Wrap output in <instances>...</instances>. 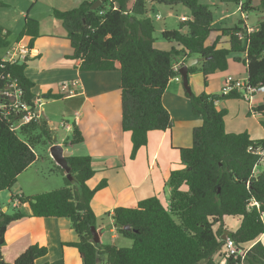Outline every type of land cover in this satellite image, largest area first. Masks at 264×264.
<instances>
[{"label":"trees","instance_id":"1","mask_svg":"<svg viewBox=\"0 0 264 264\" xmlns=\"http://www.w3.org/2000/svg\"><path fill=\"white\" fill-rule=\"evenodd\" d=\"M94 1H84L71 10L53 9L51 16L61 22L73 50L68 59L79 60L81 72L120 75L121 129L130 135L131 159L146 147L150 132L172 128L162 96L169 82L179 75L174 65L176 59L186 62L196 57L200 68L193 65L188 74L199 72L203 85L207 86L212 76L228 70L230 54H238L241 57L235 61L245 67L248 83L264 85V18L252 32H247L246 25L222 30L220 37H228L229 49H218L220 37L206 46L213 32V16L199 0H107L92 11L90 6ZM242 1L243 13H264V0H259L256 7L251 6L252 0H220L237 6ZM151 3L182 5L189 11V20L180 21L176 30L161 33L162 40L178 45L180 50L154 47V26L147 16V6ZM242 23L245 24L243 20ZM9 34L0 28V56L10 45ZM39 36V22L27 12L16 40L27 38L32 48ZM26 68L27 64L8 65L4 69L0 66V74L10 73L23 89L25 100L35 107L34 84L25 76ZM186 96L193 115L202 123L193 129L192 146L178 149L183 168L170 173L168 205H162L153 196L138 202L134 208L118 207L112 213L114 224L131 228L116 229L119 235L132 241L131 247L93 242L91 227L96 228V217L90 204L95 193L106 187V182L90 188L87 183L95 174L91 158L70 155L65 158L68 173L56 167L62 174L61 188L31 197L11 196L18 206L28 205V214L17 208L8 215L0 209V264H8L1 256L6 228L28 216L68 220L78 240L65 245L78 251L82 264L103 261L106 264H221L223 241L227 237L241 249L250 247L245 264H264V245L259 241L264 236V169L257 174L254 171L260 159L257 149L264 150V139L252 140L247 132H226L227 111L217 109L214 103L240 99L237 94L223 97L186 92ZM44 97L57 100L62 96L48 93ZM248 113L261 116L264 130V104ZM52 140L46 119L12 132L0 116V192L11 190L18 176L36 161L34 147L51 144ZM82 142V134L73 124L70 145ZM229 217L239 220V228L234 232L225 226ZM47 252L45 247L32 245L11 264H37ZM235 262L228 259L225 264Z\"/></svg>","mask_w":264,"mask_h":264},{"label":"crops","instance_id":"2","mask_svg":"<svg viewBox=\"0 0 264 264\" xmlns=\"http://www.w3.org/2000/svg\"><path fill=\"white\" fill-rule=\"evenodd\" d=\"M37 1L35 0V3ZM0 2L3 6H8L6 0H0ZM24 11L18 12L19 17L23 20L27 14ZM47 15L50 16V13ZM157 16L159 17V15ZM36 20L39 22L40 36L33 43L31 56L26 63L25 70V76L34 84L32 93L35 110L43 114L37 105L40 99H45L44 96L48 93L61 95L62 97L57 100L71 105L75 117L74 124L79 128L83 137V142L74 147L79 151L78 156L91 158L92 169L95 172L87 184L93 189L100 182H106V187L95 193L90 204L96 219L98 214L106 212L110 215L114 227L112 219L114 209L118 207L134 208L138 202L153 196L157 197L162 205L167 206L170 173L183 168L178 149L192 146L193 129L202 123L200 118L193 115L190 103L185 97V89L176 84L182 81L181 76L178 75L169 82L162 96L163 106L170 114L172 121L171 130L150 132L146 147L138 150L134 159H131L130 135L121 129L120 75L116 72H81L79 70L80 61L68 59L73 50L67 40L66 32L59 36L47 34L42 31L41 20L38 18ZM186 20L188 19L186 18ZM247 28L256 29L248 26ZM5 31L9 32L4 28V33ZM212 33L206 41V46L211 45L217 37H220L221 31L211 38ZM23 39L28 40L27 38ZM166 44L167 46L165 44L157 46L155 43L154 47L164 51H169L171 48L180 50L176 44ZM217 48L229 49L228 37H220ZM230 55H233V61L230 62L228 59V70L219 76L223 79V83L229 79L246 78L245 67L241 62L235 61V58L241 56ZM176 60L175 66L183 62V59H178L177 62ZM197 64L200 65L199 61ZM239 68L240 71H238ZM189 76L190 74H188ZM63 85L67 86V89H63ZM196 90V95L211 94L207 93L208 90L204 85L203 87L198 86ZM214 104L217 109L227 111L225 117L227 133L247 132L252 140H255L252 136L261 138L264 133L260 125L262 118L258 114H249L248 112L251 108L264 104V94L258 95L252 105H248L241 99L217 100ZM56 142L57 145H54L53 142L49 144L47 148L49 152L53 146H60L57 138ZM69 152L71 155L74 154L73 149ZM50 157L55 167L65 170L54 159L51 152ZM28 169L18 176L17 181L26 174ZM263 169L264 159L255 167L254 171L257 174ZM34 182H38L37 179ZM16 192L24 195L28 192V187L22 186L18 182ZM17 193H14L13 196H18ZM13 206L26 214L29 213L26 204L18 206L15 202ZM1 210L6 212L8 207H3ZM77 240V235L66 219L28 216L8 225L4 235V244L1 247V256L5 263L11 264L29 246L38 245L45 247L48 252L46 256L36 261L37 264H82L78 251L65 245Z\"/></svg>","mask_w":264,"mask_h":264},{"label":"rangeland","instance_id":"3","mask_svg":"<svg viewBox=\"0 0 264 264\" xmlns=\"http://www.w3.org/2000/svg\"><path fill=\"white\" fill-rule=\"evenodd\" d=\"M6 1L8 6L5 5L0 7V28L9 30L10 34L8 40L12 42L16 40L18 34L23 28L24 20L18 15L20 10H25L28 12L30 18L40 19L43 32L59 36L60 34H64L65 31L61 25V22L51 16L52 10H71L77 8L84 1L89 0H38L37 3H35V0ZM258 3L259 0H252L251 6L256 7L258 6ZM199 4L206 7L213 16V23L211 26L213 33L211 38L217 32L231 29L235 26L244 27L246 25L249 28H256L259 24V21L264 18V13L262 11H248L244 13V17H247L246 21H244L241 13L239 12V7L234 3H221L220 0H199ZM147 11V16L152 20L154 26V44L156 43L157 46L158 44H165L167 46V42L161 38L162 31L176 30L182 17H185L188 20L190 19L189 11L182 5L169 7L164 4L155 3L154 5H148ZM48 13H50V16L47 15ZM157 15H159L160 20L155 18ZM241 20H243L245 24H240ZM229 60L230 62L233 61V55L229 56ZM196 68L199 69L200 65L197 64ZM238 71H240V68ZM224 73H220L209 79L206 88L208 90L207 93L211 94L207 95H221L223 79L219 78V76L223 75ZM188 83L191 92L196 95L195 91H197L196 89L198 86L203 87L202 75L199 72L191 74L188 77ZM176 84L183 88L182 81ZM185 97L187 98V96ZM187 100L189 102L188 98ZM38 106L40 108V112H43V114L41 113L42 118L46 119L48 123V128L51 131L52 139L54 136H56L58 139V144L63 151L69 152V150L73 149L74 154L72 155L78 156L79 151L76 150V147L70 145L72 138V127L75 119L74 111L71 109V105H66L60 100L48 101L45 99H40L37 107ZM63 124L68 125L70 129L68 131L65 130L63 128ZM18 136L21 138L19 134ZM263 137L264 133H262L261 138L252 136V138L255 140H262ZM48 146L49 144H39L34 147L37 161L30 169L26 171V174L17 181V183L19 182V184L22 186L28 187V192L24 194L25 197L51 192L63 186L62 174L56 169L54 163H52L50 152L47 150ZM36 179L38 182H34ZM17 183L12 187L11 190L0 192V209H3V207H8V210L6 211L8 215H11L15 210L13 202L11 201V196H13L14 193H17ZM17 195L19 196L21 194L18 192ZM239 225L240 223L237 218L229 217L225 220V226L231 232L236 231L239 228ZM96 227V231L98 232L99 230L98 233L101 234L99 244L113 245L117 248H129L132 246V241L130 239L124 238L117 233L113 227V224L111 223L110 215L106 212H101L98 214L96 219ZM259 241L264 245V236H262ZM101 264L106 263L103 261Z\"/></svg>","mask_w":264,"mask_h":264},{"label":"built area","instance_id":"4","mask_svg":"<svg viewBox=\"0 0 264 264\" xmlns=\"http://www.w3.org/2000/svg\"><path fill=\"white\" fill-rule=\"evenodd\" d=\"M243 1L240 3L239 12L243 18L242 12ZM159 19V17H156ZM186 18L182 17L181 21H185ZM243 20H246L244 17ZM247 28V26H246ZM247 28V32H252ZM241 39L242 36L238 34ZM32 49L29 46L28 40L23 38L11 43L0 56L1 69L6 66L22 65L28 62L31 56ZM177 69V66H175ZM178 70V69H177ZM0 80L3 81V86L0 88V116L9 124L12 132H18L22 127L28 125L33 121H37L42 118V115L35 110V107H31L25 100L23 89L19 86L16 79H13L10 73L2 76L0 74ZM63 89H67V86L63 85ZM237 94L239 98L246 102L248 105H252L256 97L260 94H264V85L251 86L248 83V79H229L223 83L221 90V96L226 97L231 94ZM251 108V107H250ZM65 130H69L70 127L63 124ZM260 156L259 162L264 159V150L257 149ZM223 250L221 264H225L226 260L233 259L235 264H245V259L250 247L246 250L239 248L233 239L227 237L223 241Z\"/></svg>","mask_w":264,"mask_h":264},{"label":"water","instance_id":"5","mask_svg":"<svg viewBox=\"0 0 264 264\" xmlns=\"http://www.w3.org/2000/svg\"><path fill=\"white\" fill-rule=\"evenodd\" d=\"M106 1L107 0H95L94 2H92V5L90 6V10L93 11V10L98 9ZM176 62H177V60H176ZM197 62H198L197 59H189L186 62L179 63L177 66L178 73L182 78L183 88L185 89V91L188 94H191L190 86L188 83V69L190 67H192L193 65L197 64ZM52 142L54 145H57L56 138L53 137ZM50 152H51V155L54 157V159L56 161H58L65 168V171L68 173L70 171V169L67 167L65 158L71 155L70 152L62 151L60 146H53L52 149L50 150ZM114 228L115 229L122 228V229L127 230V231L131 230V228L129 226L120 227L117 224H114ZM91 234L93 236V242L95 244H99L100 233H98L96 231L95 227H91Z\"/></svg>","mask_w":264,"mask_h":264}]
</instances>
